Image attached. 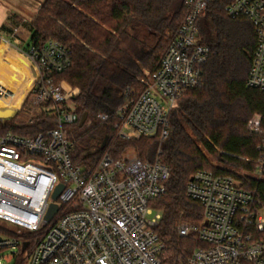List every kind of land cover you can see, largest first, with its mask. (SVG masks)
I'll use <instances>...</instances> for the list:
<instances>
[{
	"label": "built area",
	"instance_id": "built-area-1",
	"mask_svg": "<svg viewBox=\"0 0 264 264\" xmlns=\"http://www.w3.org/2000/svg\"><path fill=\"white\" fill-rule=\"evenodd\" d=\"M213 1L185 0L187 13L158 64L139 79V92L125 93L117 111L118 137L168 138L179 98L203 79L211 48L200 41L198 21ZM225 12L248 18L254 27L246 86L264 91V0H232ZM70 54L53 39L31 42L22 52L37 69L30 90L40 106L36 114L53 116L56 125L33 137L0 135V220L16 227L0 224V257H21L24 264H163L165 244L155 230L161 212L151 203L166 193L170 169L158 159L136 156L105 155L94 168L74 163L68 127L78 121L73 102L78 90L56 80L71 66ZM99 117L107 120L108 114ZM248 129L262 135L248 176L264 183L261 118L253 117ZM243 184L233 173L201 169L191 176L186 195L201 203L203 221L200 226L182 222L178 232L197 233L202 246L181 264H264V192L258 197L257 189ZM59 185L63 189L55 199ZM52 205L56 210L48 218Z\"/></svg>",
	"mask_w": 264,
	"mask_h": 264
},
{
	"label": "trees",
	"instance_id": "trees-1",
	"mask_svg": "<svg viewBox=\"0 0 264 264\" xmlns=\"http://www.w3.org/2000/svg\"><path fill=\"white\" fill-rule=\"evenodd\" d=\"M231 1L214 0L198 21L200 41L211 54L201 84L184 93L171 112L170 134L163 141L158 136L121 139L115 129L117 111L127 100V89L139 92V79L158 64L187 13L185 0H45L31 22L32 42L58 40L71 53V66L56 80L78 90L73 97L78 121L69 131L74 163L94 168L105 155L118 159L132 148L142 161L158 159L169 167L167 191L151 203L161 212L155 230L165 244L163 264H181L202 246L197 233L182 237L178 232L182 222L200 226L203 221L201 203L186 195L191 176L201 169L232 173L207 168L198 143L234 169L253 171L259 155L262 135L248 125L259 116L264 130V91L246 86L256 37L248 18L227 15ZM84 112L88 119L80 127ZM102 112L107 120L99 117ZM55 125L54 117L41 111L27 122L0 120V135L33 137ZM242 180L262 198L264 183L250 176ZM16 264H24L21 257Z\"/></svg>",
	"mask_w": 264,
	"mask_h": 264
},
{
	"label": "crops",
	"instance_id": "crops-1",
	"mask_svg": "<svg viewBox=\"0 0 264 264\" xmlns=\"http://www.w3.org/2000/svg\"><path fill=\"white\" fill-rule=\"evenodd\" d=\"M44 1L0 0V109L21 107L33 86L37 69L22 55L32 41L25 45L20 34L26 27L33 34L31 22Z\"/></svg>",
	"mask_w": 264,
	"mask_h": 264
},
{
	"label": "rangeland",
	"instance_id": "rangeland-1",
	"mask_svg": "<svg viewBox=\"0 0 264 264\" xmlns=\"http://www.w3.org/2000/svg\"><path fill=\"white\" fill-rule=\"evenodd\" d=\"M31 34H32L31 30L28 29L27 27L22 29L20 36H21V38H22V40H23L25 45H27L28 42L30 43ZM1 41H3V40H1ZM1 41H0V43H1ZM4 43H6V42H4ZM66 85L68 86L69 84L66 82ZM5 108L6 109H13V108H9V107H4V109ZM34 108H35L36 111H34ZM39 108H40L39 104L33 102V97H32V95L29 92V94L27 95V97L25 98V100H24V102L22 104L21 110H17L16 111L15 109H13V110L16 111V115L14 117H12V118H14L16 122H23V121L27 122L30 119L35 118L38 115V114H36V112H38ZM4 109H0V110H4ZM7 119H10V118H5V120H7ZM71 129H73V127H71V126L68 127V131H71ZM198 145L200 146V148H202L203 152L207 156V160H208V163H209V166H207V168H211L212 166L213 167L226 168L228 170H231L233 174H236V176H239L240 178H243V179L248 176L249 173H248L247 170L234 169V168H230L228 166L225 167L223 164H220L218 161H216L214 159V157L211 156L203 148V146L200 143H198ZM134 156L138 157V154L136 153V151L134 149L130 148V149L126 150L124 152V154L120 158H131V157H134ZM0 224L6 225V226H8V227H10L12 229H16V227L10 225L9 223L1 221V220H0ZM0 260H1V262L3 264H16V260L17 259H14V258L13 259H4V258L0 257Z\"/></svg>",
	"mask_w": 264,
	"mask_h": 264
},
{
	"label": "water",
	"instance_id": "water-1",
	"mask_svg": "<svg viewBox=\"0 0 264 264\" xmlns=\"http://www.w3.org/2000/svg\"><path fill=\"white\" fill-rule=\"evenodd\" d=\"M16 114V111L13 109H6V110H0V120L4 119V118H12L14 117ZM88 119V113L84 112L81 115L80 121H79V126H83L85 124V122ZM108 140V136L105 137V139L102 142V147L105 146L106 142ZM63 189V185H59L56 192L54 193V198L56 199L58 197V195L60 194L61 190ZM56 210V206L52 205L51 210L48 214V218L51 217L52 213H54V211ZM28 242L24 243L23 249H25V247L27 246Z\"/></svg>",
	"mask_w": 264,
	"mask_h": 264
}]
</instances>
